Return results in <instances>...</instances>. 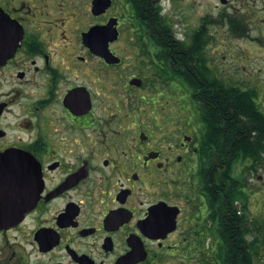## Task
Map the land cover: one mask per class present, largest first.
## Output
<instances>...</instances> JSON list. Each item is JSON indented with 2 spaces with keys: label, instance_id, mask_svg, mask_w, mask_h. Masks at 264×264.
Returning a JSON list of instances; mask_svg holds the SVG:
<instances>
[{
  "label": "flooded vegetation",
  "instance_id": "af4514ba",
  "mask_svg": "<svg viewBox=\"0 0 264 264\" xmlns=\"http://www.w3.org/2000/svg\"><path fill=\"white\" fill-rule=\"evenodd\" d=\"M258 111L264 0H0V264H264Z\"/></svg>",
  "mask_w": 264,
  "mask_h": 264
},
{
  "label": "trees",
  "instance_id": "16d2710c",
  "mask_svg": "<svg viewBox=\"0 0 264 264\" xmlns=\"http://www.w3.org/2000/svg\"><path fill=\"white\" fill-rule=\"evenodd\" d=\"M187 80V78H186ZM188 81V80H187ZM190 87L193 88V97L194 99L200 101L201 103V115L203 119H206V115L209 119L215 120L217 118L218 114H224L229 121L232 122L234 125L235 120L238 119L240 116H242V121L244 123V126H252V124L255 123V120L252 116V113L255 111L252 108L251 101L249 98L243 94V95H235L233 92L228 91L226 93H222V91L217 90L214 92V95L207 96L206 92L204 91V84H203V78L197 81L192 80L190 78ZM207 104L211 105L212 107H207L208 109H204ZM251 105V106H250ZM253 109V110H251ZM206 110V111H205ZM209 110V113H208ZM259 116L262 118V115L264 114L263 111H258ZM218 126V123H214L212 125L213 132L215 131L216 127ZM251 130L248 133V139L251 136ZM217 133V132H216ZM255 138V137H254ZM255 142H259V139H253ZM260 144V143H259Z\"/></svg>",
  "mask_w": 264,
  "mask_h": 264
},
{
  "label": "rangeland",
  "instance_id": "374dc122",
  "mask_svg": "<svg viewBox=\"0 0 264 264\" xmlns=\"http://www.w3.org/2000/svg\"><path fill=\"white\" fill-rule=\"evenodd\" d=\"M186 20L188 21V19H186ZM228 65H229V63L226 60L225 62H222V63L218 64V68L221 70V67L228 66ZM193 99H194V97H193V94H192V97H190V105L194 104V100L197 101L196 99H194V100ZM190 114H191V112H190Z\"/></svg>",
  "mask_w": 264,
  "mask_h": 264
}]
</instances>
